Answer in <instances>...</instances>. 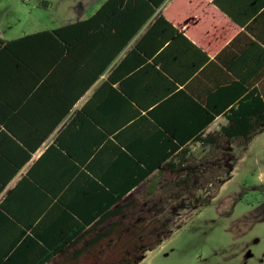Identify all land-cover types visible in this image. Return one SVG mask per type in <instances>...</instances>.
<instances>
[{
  "label": "crops",
  "instance_id": "obj_1",
  "mask_svg": "<svg viewBox=\"0 0 264 264\" xmlns=\"http://www.w3.org/2000/svg\"><path fill=\"white\" fill-rule=\"evenodd\" d=\"M148 9L143 0H130L108 11L103 28L73 37L71 58L48 36L0 53L5 256L27 238L21 252L37 264L45 244L92 219L88 228L109 206L121 208L65 255L42 263L77 264L74 250L113 223L136 224L151 208L146 195L154 186L160 191L167 170L159 166L171 142L216 138L237 146L264 133V0H164ZM54 28L14 37L0 30V38ZM228 129L255 131L245 141L228 138ZM198 135L203 140L193 141ZM248 143L231 146L236 152ZM149 168L155 169L144 177ZM109 235L118 243L129 237L122 229ZM90 250L80 264H106L96 245Z\"/></svg>",
  "mask_w": 264,
  "mask_h": 264
},
{
  "label": "rangeland",
  "instance_id": "obj_2",
  "mask_svg": "<svg viewBox=\"0 0 264 264\" xmlns=\"http://www.w3.org/2000/svg\"><path fill=\"white\" fill-rule=\"evenodd\" d=\"M97 1L0 0V30L5 37H14L28 29L54 28L78 20ZM219 146L202 150L197 143L191 145L195 153L192 188L200 197L208 194L211 198L192 212L183 207L175 215L169 213V200H164L161 221L154 230L167 225L172 231L136 264H264V133L240 151H233V161L237 157L232 176L218 184V177L232 167V159L226 160L229 155L225 154L231 145L224 142ZM174 178L166 171L160 178V189L172 190ZM208 180L207 190H197ZM143 188H139L138 200ZM152 203L148 205L154 208ZM118 238L127 240L125 236ZM113 247L98 248L106 264H115L119 255L118 245Z\"/></svg>",
  "mask_w": 264,
  "mask_h": 264
},
{
  "label": "trees",
  "instance_id": "obj_3",
  "mask_svg": "<svg viewBox=\"0 0 264 264\" xmlns=\"http://www.w3.org/2000/svg\"><path fill=\"white\" fill-rule=\"evenodd\" d=\"M163 1L164 0H143L146 6H148V10L150 12L153 11L155 6H158ZM41 2L43 4H46L45 1ZM124 4L127 6L128 4H130V0H107L102 3L101 6L91 16L85 19L72 21L52 30H42L34 33L25 34L19 38L12 40L6 41L0 38V53L12 52L15 46H21V44L27 42V40H32L35 38H44L48 36L51 38V40H53V42L57 43L58 45L62 44L61 50H64L66 52L64 58H71V51L74 48L73 44H75L73 42V37H77L78 34H80V31H83L86 34V32L88 33L90 29L103 28L106 25L105 18H107V15L105 16V14L108 11L110 12L111 10H113V8ZM2 81H0V83H3ZM211 118L212 116H210V119ZM241 118H243V116H241ZM254 131L255 130L243 131L240 129H228L226 130V135L228 138L242 136L245 141H248L250 139L251 133H253ZM198 140H203L201 138V135H198L193 139V141ZM194 143H199V146L202 148V150L204 148H218L220 147L219 145H221V143L224 145V142H217L216 138H207L206 142H171V150L165 155V158L161 160V166H159V169L161 170V173L167 170L175 175V178L173 179L172 183L173 189L171 190L170 187L167 188L165 186H162L159 192H155L156 186H154L153 189L150 190L149 194L146 195V199L149 200L148 203L154 202L152 204L155 207L144 211L140 215L136 224L130 226H123V228H121L122 231H125V233L129 235L128 240L126 242L118 243L114 241V237H110L109 234L113 233L114 231L116 235H118L121 231V229L117 226L120 223H113L111 226L112 229L97 233L96 236L93 237V239L88 240L87 246H81L77 250L73 251L71 256L78 261L77 264H80L82 257L84 255L86 256L87 253L91 251V245H96L98 248H114L113 244H116V246L118 245L117 250L119 252V255L117 257L114 256L116 258V260L114 261L115 264H136L144 256V253L146 251L152 250L157 243H159L162 239L168 236L172 231V229L167 225L163 230H154V228L158 226L157 223L161 221V215L164 211L162 210L161 203L164 200H169V213L175 215L178 211H180V208L183 207H188V210L192 212L195 206L211 198V196L208 194L203 198L200 197L196 194L195 189L192 188L194 177L192 164L195 153L191 150L190 144ZM228 143L231 145V143L233 142ZM246 143L248 142H238L237 146L240 147L245 145ZM231 147V150L225 152V154L227 153L229 155L226 160L232 159V167L229 168L227 172H225L224 176L218 177V184L226 181L229 177H231V171L233 169L234 162L236 159L235 158L233 161L234 148L233 146ZM172 154H174V156L178 158L175 159L173 158L174 156L169 158ZM155 167H158V165ZM153 169L155 168L147 169L145 171L144 177H146ZM209 184H211L210 180L200 184L197 187V190H207V186ZM120 197H122V194H119L114 198L113 204L118 201ZM170 200L172 202H170ZM148 203L146 202V204ZM2 209L3 204L0 203L1 213L3 212L1 211ZM121 211V208L111 209L109 206L107 210L99 214V218L88 228L86 226L88 225V223H90V221H92V219L75 227V229H72L70 233L62 237L58 243L45 244L44 246L48 249V251H46L44 257L41 258L37 264H42L44 261L49 259L53 254L57 252L61 253L62 255H65L69 247L76 245L80 240H82L86 236L87 233L91 232L95 227H97L99 224H101L108 218L120 214ZM2 214H5V211ZM21 233H24V230H22ZM151 234L153 235L152 238L150 237ZM107 236L111 238L110 242L102 243L101 240L103 238H106ZM26 242L27 238L20 242L17 246V249H15L11 254H8L7 256H5V254L8 253V245L10 246V244H2L0 246V264H28L27 260H25V254L21 252V249H23V247H27Z\"/></svg>",
  "mask_w": 264,
  "mask_h": 264
}]
</instances>
